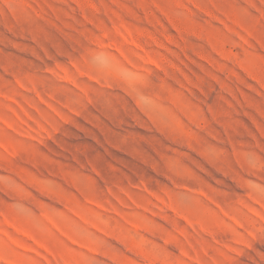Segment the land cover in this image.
<instances>
[{"label": "rangeland", "instance_id": "obj_1", "mask_svg": "<svg viewBox=\"0 0 264 264\" xmlns=\"http://www.w3.org/2000/svg\"><path fill=\"white\" fill-rule=\"evenodd\" d=\"M0 264H264V0H0Z\"/></svg>", "mask_w": 264, "mask_h": 264}]
</instances>
